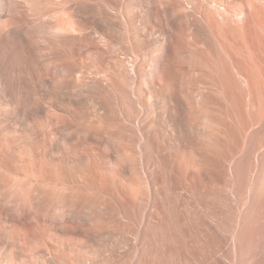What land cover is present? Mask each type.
Returning a JSON list of instances; mask_svg holds the SVG:
<instances>
[{
  "label": "bare ground",
  "instance_id": "6f19581e",
  "mask_svg": "<svg viewBox=\"0 0 264 264\" xmlns=\"http://www.w3.org/2000/svg\"><path fill=\"white\" fill-rule=\"evenodd\" d=\"M0 264H264V0H0Z\"/></svg>",
  "mask_w": 264,
  "mask_h": 264
}]
</instances>
